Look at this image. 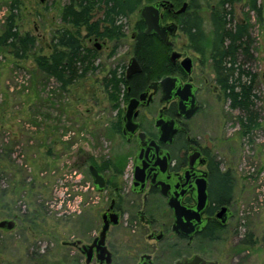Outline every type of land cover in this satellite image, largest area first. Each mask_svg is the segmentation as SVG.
Listing matches in <instances>:
<instances>
[{
  "label": "rangeland",
  "instance_id": "374dc122",
  "mask_svg": "<svg viewBox=\"0 0 264 264\" xmlns=\"http://www.w3.org/2000/svg\"><path fill=\"white\" fill-rule=\"evenodd\" d=\"M13 1L0 0V30ZM18 1L21 28L38 38V53H50L52 37L62 27L80 30L89 47L98 38L102 49L99 68L70 91L36 71L31 59L15 62L0 52V220H17L14 230L0 229V264H81L78 246L88 231L82 224L86 216L90 223L94 214L93 208L81 215V194L94 193L86 160L93 157L102 163L112 157L124 162L118 153L132 151L112 130L126 103L114 108L101 80L110 70L127 67L140 13L138 9L121 20L125 36L114 41L90 35L85 27L65 25L61 11L69 0ZM202 4L207 52L200 54L195 72L206 79L200 83V109L187 124L203 144L204 135H210L212 154L235 180L236 214L222 233L223 241L214 244V253L220 264H264V0H258L261 17L249 0L234 5V21L248 19L252 36L253 58L240 61L257 74L255 109L260 126L245 136L238 123L241 111L230 107L215 82L209 57L210 8L204 0ZM175 37L181 48L189 46L182 33Z\"/></svg>",
  "mask_w": 264,
  "mask_h": 264
},
{
  "label": "flooded vegetation",
  "instance_id": "af4514ba",
  "mask_svg": "<svg viewBox=\"0 0 264 264\" xmlns=\"http://www.w3.org/2000/svg\"><path fill=\"white\" fill-rule=\"evenodd\" d=\"M184 3H187L188 7L189 2ZM182 6L178 9H162V24L177 25V29L168 37L171 44L161 40L157 34L148 35L157 36L168 46L167 54L171 64L167 74L152 78L151 74L144 71L141 61L134 54L131 58L137 59L141 70L127 78L128 65L125 67V77L131 83L126 86L127 94L133 88L135 93L123 100L125 107L117 112L116 122H119L120 126L116 132L132 151L118 153L119 157L126 159L124 162L112 157L104 159L102 163L96 161L98 165L91 163L90 159L86 160V165L85 160L82 161L88 168L93 185L91 187L88 183L87 188L91 187L94 193L88 194L87 197L81 194V215L84 216V210L93 208L94 214L91 226L86 215L82 224L88 231L81 236V264H177L178 261L191 259L195 255L220 264V256L214 253L213 246L223 241L222 233L236 214L234 176L230 169L224 170L221 161L212 154L213 141L209 134L204 135L205 144L200 137L190 134L187 121L192 117L187 119L180 114L178 99L164 103L161 101L162 89L149 88L152 82L167 76L177 77L182 85L192 83L196 86L197 111L200 109V83L206 79L203 73L195 72L200 54L189 46L181 48L174 37L177 33H182L188 40L187 35L181 31L176 20H165L166 11H174L176 14L185 12L187 7L184 11L177 12ZM144 24L145 30V21ZM136 33L132 37L134 42L137 40ZM95 41L94 47L101 51L102 47L98 49ZM173 52L178 54L175 61L172 59ZM185 59L190 60L183 64ZM188 65L191 66L190 73L185 69ZM144 93V98H141ZM133 98L139 100L133 117L137 130L134 133L127 130L124 134V116ZM162 110L165 116L175 120L177 125L183 128L176 133L171 143L159 140L156 121ZM142 133L147 139L156 140L161 152L167 151L170 154L165 173L160 171V167L152 171L136 167L139 149L146 143V140L140 138ZM190 160L195 163L193 166L190 165ZM91 165H95L105 179L102 189L94 183L90 172ZM201 180H206L208 194L207 205L201 214L202 223L192 236L177 232L174 229L175 210L170 200L179 194L182 206H195L194 187L195 183ZM160 182L168 187L167 192H164ZM84 183L86 182L81 181V186H84ZM189 186H192V189L188 188ZM78 249L80 250L79 246Z\"/></svg>",
  "mask_w": 264,
  "mask_h": 264
},
{
  "label": "trees",
  "instance_id": "16d2710c",
  "mask_svg": "<svg viewBox=\"0 0 264 264\" xmlns=\"http://www.w3.org/2000/svg\"><path fill=\"white\" fill-rule=\"evenodd\" d=\"M156 1L159 0H69L61 11V19L65 25L77 29L85 27L90 35L119 41L125 36L121 20L134 14L144 4ZM169 1L174 4V9L181 7L185 1L189 2L185 12L176 14L174 11H166L165 18L176 20L181 31L188 37L189 47L199 54H205L208 38L201 14L202 0ZM204 1L210 8L212 37L209 57L215 82L230 107L241 111L238 123L241 136H245L260 126L259 114L255 109L257 74L244 67L240 61V57H244L245 61L253 58L249 22L246 18L234 21V5L241 0ZM249 5L257 16H262L258 0H249ZM19 7V1L14 0L1 26L0 52L10 54L15 62L31 59L36 71L46 78H55L63 91H70L82 78L99 68L96 62L100 51L85 45L80 30L66 27L57 29L49 45L50 53H38V38L21 28L20 15L17 13ZM144 27L140 17L135 27L137 40L133 45V54L152 78L163 76L171 64L167 54L168 46L157 36L146 35ZM125 67L121 71L118 68L110 70L101 80L104 92L114 108H119L123 100L135 93L133 88L127 94L126 86L131 83L125 77ZM119 126L120 123L115 122L112 130L116 132ZM90 161L98 165L93 157Z\"/></svg>",
  "mask_w": 264,
  "mask_h": 264
},
{
  "label": "water",
  "instance_id": "95a60500",
  "mask_svg": "<svg viewBox=\"0 0 264 264\" xmlns=\"http://www.w3.org/2000/svg\"><path fill=\"white\" fill-rule=\"evenodd\" d=\"M42 3L46 0H40ZM174 4L169 0H161L155 3H148L142 6L140 9V16L146 23V28L144 30L145 34H157L161 40L169 42V34L173 33L177 29L175 23L169 25L162 24V9L173 8ZM187 3H184L181 9L177 12L180 13L185 10ZM95 44L98 49L102 47V44L96 39ZM178 54L173 52L172 59L175 61ZM190 59H185L183 64H185ZM187 72H191V66H185ZM141 70L140 64L135 57L131 58L128 69H127V78L132 74ZM149 88L157 90L158 88L162 89V98L161 101L168 103L174 99H178L179 111L184 118H191L198 110V104L196 100V86L192 83L180 84L177 77L167 76L159 81L152 82ZM145 93L141 96L144 98ZM139 105V100L133 98L130 100L127 112L124 116L125 125H124V134L129 130L131 133H134L137 130V123L133 121L135 115V110ZM156 126L159 130V140L167 143L173 141L174 136L179 130H182L180 126L177 125L176 121L165 116L163 110L157 117ZM141 140H146V143L142 145L139 149V154L136 160V167H142L144 169H150L151 171L159 169L165 173L167 171L170 154L167 151L161 152V147L156 140L147 139L144 133L140 135ZM208 138V135H207ZM193 155L190 157L192 158ZM195 163L190 160V165L193 166ZM90 172L94 178V183L99 189H102L105 184V179L102 174L99 173L95 165L90 166ZM162 186L164 192H167L168 187L164 183H159ZM171 185V184H170ZM188 188L192 189V186ZM186 191V190H184ZM196 205L193 207L182 206L179 202V194H176L170 200L171 206L175 210V222L174 229L177 232H182L184 234L192 236L195 230L198 228V225L202 223L201 214L204 208L207 205V182L206 180H201L200 182L195 183L194 187ZM17 227V220L14 218H5L0 220V229L4 231H12ZM81 251V245H79ZM177 264H216V262L206 261L201 258L199 255H195L191 259L184 258L182 261H178Z\"/></svg>",
  "mask_w": 264,
  "mask_h": 264
}]
</instances>
